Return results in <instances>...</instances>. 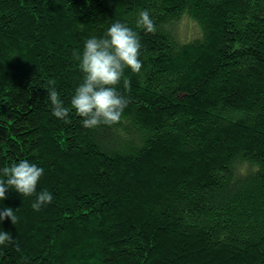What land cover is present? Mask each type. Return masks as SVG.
<instances>
[{
    "label": "trees",
    "instance_id": "16d2710c",
    "mask_svg": "<svg viewBox=\"0 0 264 264\" xmlns=\"http://www.w3.org/2000/svg\"><path fill=\"white\" fill-rule=\"evenodd\" d=\"M116 20L142 68L86 128L79 55ZM20 159L54 198L8 190L0 264H264V0H0V169Z\"/></svg>",
    "mask_w": 264,
    "mask_h": 264
},
{
    "label": "clouds",
    "instance_id": "9594fccd",
    "mask_svg": "<svg viewBox=\"0 0 264 264\" xmlns=\"http://www.w3.org/2000/svg\"><path fill=\"white\" fill-rule=\"evenodd\" d=\"M138 24L145 30L154 31L155 24L147 9L141 10ZM141 41L138 32L125 22H112L101 36L92 35L84 42L83 51L79 55V67L84 73L70 99L72 109L83 119L82 125L94 128L101 123L111 124L122 120L128 101L116 87L124 79L125 86L129 80L125 69L140 72ZM53 107L52 113L58 118H66L70 109L65 106L61 93L56 87L47 92ZM44 167L29 160L13 161L0 169V201L7 197L9 189H14L22 196L35 194L31 207L39 210L43 205L53 201V193L48 189L37 191V185L44 174ZM14 208L0 206V224L5 218L13 222L16 219ZM12 234L0 227V245L12 239Z\"/></svg>",
    "mask_w": 264,
    "mask_h": 264
}]
</instances>
